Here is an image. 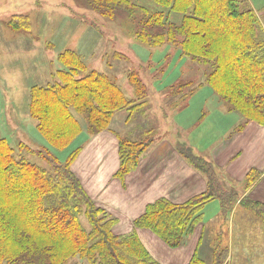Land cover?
Wrapping results in <instances>:
<instances>
[{"label":"trees","instance_id":"trees-1","mask_svg":"<svg viewBox=\"0 0 264 264\" xmlns=\"http://www.w3.org/2000/svg\"><path fill=\"white\" fill-rule=\"evenodd\" d=\"M86 1L89 9L107 18L125 7H130L128 16L141 10L144 15L130 16L139 27L137 39L151 46L172 42L179 45L184 57L210 65L204 81L196 84L190 95L206 83L245 122L254 120L264 125V26L248 0H138L151 8L139 5L136 9L133 0ZM148 9L154 10L150 13ZM170 13L181 14V20L170 21ZM79 57L75 51L61 53L64 67L57 81L31 90L30 112L38 132L58 151L72 146L82 132L90 137L108 129L115 112L128 105L146 104V84L137 71L128 74L134 89L131 99L104 72L80 69L84 64ZM116 136L120 165L114 177L123 181L136 169L152 140ZM80 148L72 149L62 165L58 163L48 171L24 157L14 158L11 148L0 140V262L63 264L79 257L90 264H159L136 231L115 234L112 228L117 219L85 194L70 168ZM177 151L206 176L207 190L178 205L160 198L134 220L135 228L151 230L173 248L184 244L193 233L210 199L221 200L224 216L236 200L223 189L211 163L183 146ZM20 183L24 185L11 186ZM241 203L264 224V204ZM81 214L88 227L81 224ZM216 249L211 264H226L227 248ZM189 264L205 263L194 254Z\"/></svg>","mask_w":264,"mask_h":264},{"label":"rangeland","instance_id":"rangeland-1","mask_svg":"<svg viewBox=\"0 0 264 264\" xmlns=\"http://www.w3.org/2000/svg\"><path fill=\"white\" fill-rule=\"evenodd\" d=\"M248 1L257 9L261 8L258 2H264V0ZM132 3L136 5L135 9L139 5L151 8L149 4H145V1L133 0ZM12 8L0 6V140L5 141L11 148L14 158L24 157L48 171L55 168L58 163L62 165L68 152L78 146L81 148L72 164L77 158L84 162L85 156L81 151L89 138L87 132H82L78 139L73 141L72 146L58 151L39 134L37 121L30 112L32 88L49 86L57 81V74L64 67L59 56L64 51L79 53V58L84 64V68L80 69L89 71L96 69L104 72L118 84L126 97L131 99L134 97V89L129 83L128 74L132 71L138 72V76L146 84V104L134 107L128 105L120 110L119 114L118 111L115 112L114 115L118 116H115L117 121L112 128L116 135L124 139L152 140L153 143L160 135V132L153 130L168 126L170 119L173 121L174 110L187 104L192 96L190 95L192 88L200 81L203 82L211 69L209 64H199L181 55L179 45L172 42L151 46L137 39L135 33L139 27L130 16L144 15L141 10H136L134 14L128 16L130 7H125L126 10L121 8L113 18H107L89 9L86 0H32V4L27 5L21 14L20 11ZM148 10L152 13L154 9ZM163 11L166 13L167 10L163 9ZM262 15L260 16L263 18L264 14ZM181 17L179 13H170L167 16L170 21H180ZM174 82L176 84L171 85ZM186 82L192 84L183 85ZM168 85V89L163 88ZM178 86H181L179 90ZM201 87L203 84L198 86L197 90ZM197 90H193L192 94ZM216 96L221 100L217 94ZM196 97L198 96L194 98ZM224 106L227 112H234L227 104ZM193 108L191 107L190 110ZM127 116L129 121L122 123V118ZM81 123L85 127L82 118ZM123 124L125 127L122 126ZM143 130V133L132 136L133 132ZM179 134L180 137L178 135L173 137L172 134L171 136L182 141L187 135L186 132ZM38 153L40 154L37 155ZM73 174L81 183L85 194L95 204L87 185L83 184L82 177L75 172ZM14 185L23 186L24 183L11 184L12 187ZM82 216L81 214V224L88 227V221ZM238 217L236 214L232 220L235 231L243 225L242 219ZM254 218L259 221L260 228L264 229L262 221ZM224 231V239L221 233L216 239L218 241L216 243L219 244L216 250H224L223 246L226 247L230 241L229 250L234 254L232 264H239L236 252L240 251L242 243L237 239L236 234L234 237L232 234L229 236L226 226L222 232ZM230 231L232 232V229ZM254 232L257 237L263 238V233L258 234L255 229ZM0 264L4 263L0 262ZM63 264L90 263L74 257Z\"/></svg>","mask_w":264,"mask_h":264},{"label":"crops","instance_id":"crops-1","mask_svg":"<svg viewBox=\"0 0 264 264\" xmlns=\"http://www.w3.org/2000/svg\"><path fill=\"white\" fill-rule=\"evenodd\" d=\"M31 4L32 0H0V6H11L20 14ZM258 4L261 8H252L263 16L264 2ZM225 104L203 83L184 107L174 110L173 121L170 119L168 126L153 130L160 132L159 139L152 142L136 169L129 172L123 181L114 177L120 161L118 137L112 126L118 115L113 116L108 129L90 136L84 143L81 154L85 161L77 158L71 166L72 171L82 177L95 204L117 219L113 232L124 236L136 231L140 242L159 264H189L194 254L205 264H211L213 252L219 246L216 239L220 233L224 239L225 231H222L225 226L229 236L236 234L242 243L240 251L236 252L239 264H264V236L257 237L254 232L255 229L264 235V229L254 218H258L257 215L241 203L246 200L264 204V125L254 120L245 122L241 115L227 112ZM128 116L121 117L122 123L129 121ZM122 126L125 127L124 124ZM143 132L135 131L132 136ZM179 132L187 134L186 137L183 135L185 139L182 141L173 138L174 135L180 137ZM178 146L211 163L223 189L236 196V200L224 216L221 200L210 199L193 233L184 244L173 248L151 230L135 228L134 220L145 212L148 204L160 198L178 205L207 190L206 176L189 164L177 151ZM236 214L243 224L237 231L232 223ZM228 245L223 246L229 253L226 264H232L234 254L230 253Z\"/></svg>","mask_w":264,"mask_h":264}]
</instances>
